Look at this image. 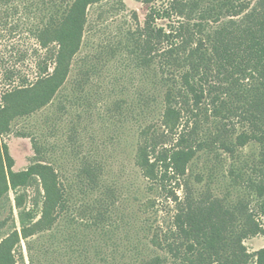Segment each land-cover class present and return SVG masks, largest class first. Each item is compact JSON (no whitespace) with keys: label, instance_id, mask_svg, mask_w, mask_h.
Here are the masks:
<instances>
[{"label":"trees","instance_id":"1","mask_svg":"<svg viewBox=\"0 0 264 264\" xmlns=\"http://www.w3.org/2000/svg\"><path fill=\"white\" fill-rule=\"evenodd\" d=\"M120 2L0 0V35L31 37L36 47L16 52L38 58L33 80L3 70L0 135L10 132L11 121L50 104L65 86L85 36L97 29L90 10H100L101 17ZM157 20H167V29L156 26ZM123 36L122 47L136 69L154 79L156 64L165 69L158 86L164 133L144 132L135 164L161 189L171 178L182 180L184 189L175 229L159 235L140 228L164 256L139 264H264V247L250 253L244 245L264 233L259 220L264 218V0H168L161 8L150 6L143 27L128 28ZM30 92L29 104L13 101ZM170 136L175 140L165 146ZM0 144V202L14 194L19 226V232L14 223L12 232L0 237V264H111L107 252L119 207L101 180L100 166L83 164L75 180L63 181L34 142L36 160L14 172L7 146ZM219 151L230 161L234 200L207 195L209 190L197 197L189 185L199 153L222 165Z\"/></svg>","mask_w":264,"mask_h":264},{"label":"rangeland","instance_id":"2","mask_svg":"<svg viewBox=\"0 0 264 264\" xmlns=\"http://www.w3.org/2000/svg\"><path fill=\"white\" fill-rule=\"evenodd\" d=\"M120 1L101 17H97L100 10H90L91 20L97 19V29L85 36L65 86L47 106L11 121L10 132L0 135V143L7 146L14 172L27 169L36 160L34 142L41 147V159L51 164L63 181L75 180L83 164L99 165L101 180L119 207L107 252L112 254L109 262L139 264L154 255L164 256L151 243L149 233L140 228L147 226L159 235L175 229L177 202L183 200L184 189L182 180L176 178L166 179L161 189L160 184L144 178L135 164L136 148L144 132L154 128L164 133L160 125L163 90L158 86L165 69L161 70L156 64L157 78L148 77L146 72L135 68L130 53L122 47L128 28L143 27L149 7L161 8L168 0H153L151 5L137 0ZM167 23V20H157L155 24L167 29ZM30 47L36 45L27 35L6 32L0 35L1 91L4 88L2 73L8 68L30 80L35 78L37 56L29 51L27 57L22 58L16 52V49L23 51ZM45 90L46 87L41 91ZM31 95L32 92L21 93L13 101L16 105L29 104ZM167 140L165 146H170L175 139L170 136ZM250 151L249 148L244 150ZM219 153L225 158L222 165L211 160L212 156L206 159L199 153L191 166L189 185L197 197L209 190L207 195L219 198L226 195L234 200L236 193L229 187L230 161L222 151ZM223 173L225 178L221 177ZM32 195L29 189L28 196ZM8 197L9 202L5 197L0 202V237L12 232L14 223L19 232L14 194L9 192ZM250 207L253 208V204ZM259 220L264 231V218ZM127 221L133 228L126 225ZM21 245L27 262L24 243ZM244 245L250 253L263 248L264 233L245 240Z\"/></svg>","mask_w":264,"mask_h":264}]
</instances>
